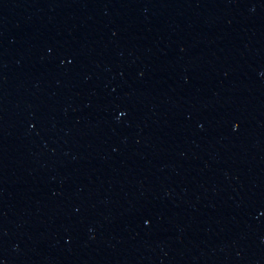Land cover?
I'll return each instance as SVG.
<instances>
[{
	"label": "water",
	"instance_id": "95a60500",
	"mask_svg": "<svg viewBox=\"0 0 264 264\" xmlns=\"http://www.w3.org/2000/svg\"><path fill=\"white\" fill-rule=\"evenodd\" d=\"M0 264H264V0H0Z\"/></svg>",
	"mask_w": 264,
	"mask_h": 264
}]
</instances>
